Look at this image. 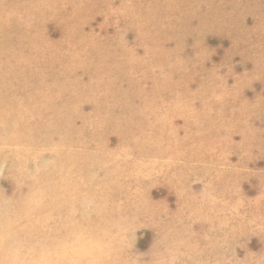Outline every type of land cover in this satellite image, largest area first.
I'll list each match as a JSON object with an SVG mask.
<instances>
[{
  "label": "rangeland",
  "instance_id": "1",
  "mask_svg": "<svg viewBox=\"0 0 264 264\" xmlns=\"http://www.w3.org/2000/svg\"><path fill=\"white\" fill-rule=\"evenodd\" d=\"M35 89L27 130L41 116L42 133L63 131L68 116L73 142L17 137ZM0 94L14 99L0 140L17 134L0 142L14 264H264V0H0ZM25 147L40 156L22 166ZM66 151L74 200L27 232L23 215L3 226L49 202L31 185L64 174Z\"/></svg>",
  "mask_w": 264,
  "mask_h": 264
},
{
  "label": "bare ground",
  "instance_id": "2",
  "mask_svg": "<svg viewBox=\"0 0 264 264\" xmlns=\"http://www.w3.org/2000/svg\"><path fill=\"white\" fill-rule=\"evenodd\" d=\"M17 61H20V60H17ZM26 61L30 62L29 59H26ZM8 63H5L4 65L7 66ZM0 95H1L0 96V105H8V104H12V103L14 105V99H11V100L9 99L6 102H1V100H6V99L3 98V97H5V96H2L3 94H0ZM28 98L30 100L25 101L26 104L24 105V107L18 109V112L20 115H18V117L16 118V123L20 124L21 128L25 132H22L21 134H18V135L15 134L12 136L10 135L9 137H6V138H2L0 140L1 143H5V142L10 141L16 135L18 138L27 140V141L31 142V144H34V145L39 143V142H42V144H47L50 141H52V138H56V140L59 142H73L74 141L73 138L69 139L70 141H67V137H66L67 129H65V123L69 119L68 116L66 117L65 120H63V122L61 124H59L62 127L63 131H57V133L49 132L48 134L42 133L41 132V129H42V126H41L42 125V118H41V116H38L39 119L38 120L35 119L34 120L35 123L32 124V126H31V128L34 131H28L26 128L28 125V121H26L25 117H26V115H35V114H38L40 112L41 108L43 107L42 100H44V97L40 96L37 89H35V92L32 95L28 96ZM45 98H46V96H45ZM40 102L42 104H40ZM70 117H71V115H70ZM8 118L9 117L7 115L0 114V123H2V124H0L1 127H3V121L8 119ZM58 120H59V118H58ZM51 125H52V123H51ZM139 125H140V123L135 124L134 127L137 128ZM14 154L16 155L18 162L22 166H25L29 162L30 158L40 156V153L34 151L32 149V147L19 148V149L14 151ZM72 156L79 159V156L76 155V153H74V152L66 151V152L58 153L57 157H58L59 161L67 164V167L69 169L64 174H62L64 172V170L59 169V168L48 169L44 173H42L43 175L41 174L39 180H37L36 182H34L31 185V188L38 191L43 196L50 198V200H48L49 202H46V200H43L41 198L29 202L23 208L19 209L17 211V214L13 218H9L8 216H5L4 220H3L4 221L3 226L8 225V224L11 226L12 225L11 223H14V225L17 226L19 224L18 223L19 217L23 215L24 217H26L29 220V222H27L26 225H23V226L18 225V226L20 228V231L27 232L31 228V226H29V225L45 221L53 213L52 210L62 206V201H60V200H62V198L64 196L67 197V200H69V201L72 199L74 200V198L76 197L77 192H78L77 190L79 188H81L79 186L80 185V178H79V176L74 178V179L78 178V182L74 181V179L72 181L67 182V183L65 182L66 180H71V176L75 174V169H74L75 165L71 164L74 162V158ZM112 159H108V161L112 160ZM108 161H106V162H108ZM101 167H102V170L105 171L106 175H110V173L106 169H104L103 165ZM55 177H59L60 180L63 183H65L63 188L62 187L57 188V187H53L51 185L50 180L55 178ZM65 177H67V179ZM102 187H103L102 185H99V186L97 185V190H100ZM72 204H73V201L66 203L64 205H66V207L70 209ZM76 225L77 224L73 225V227H71L69 230L66 229L67 232H64L62 234L65 237L73 236L74 235L73 230H74V227ZM8 235L9 234L6 231V229L4 230L3 228H0V264H14L17 262L16 258L11 255V253H13L11 251L14 250V247L10 244H7V242H6V239L8 241H10V239L8 238ZM9 246H11L12 249L9 248ZM77 254L81 255V256L88 255L87 252H81L79 249H78ZM42 257L47 258V259H44L46 262L51 261V258L44 253H43Z\"/></svg>",
  "mask_w": 264,
  "mask_h": 264
}]
</instances>
